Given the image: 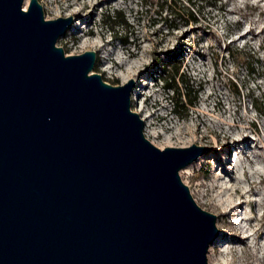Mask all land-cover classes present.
Listing matches in <instances>:
<instances>
[{"label": "water", "instance_id": "95a60500", "mask_svg": "<svg viewBox=\"0 0 264 264\" xmlns=\"http://www.w3.org/2000/svg\"><path fill=\"white\" fill-rule=\"evenodd\" d=\"M25 1L0 0V264H209L217 215L180 175L206 149L153 144L134 80L67 55L74 17Z\"/></svg>", "mask_w": 264, "mask_h": 264}, {"label": "rangeland", "instance_id": "374dc122", "mask_svg": "<svg viewBox=\"0 0 264 264\" xmlns=\"http://www.w3.org/2000/svg\"><path fill=\"white\" fill-rule=\"evenodd\" d=\"M39 1L46 19L74 17L57 42L67 55L94 50L93 72L114 85L134 80L131 108L153 144L206 149L191 163L194 176L184 168L180 175L197 204L217 215L220 234L209 248V264H264V0H216L217 6L197 0L199 23L176 21L178 29L161 18L157 0ZM238 129H245L239 148L246 158L238 155L230 165L225 132ZM224 165L225 180L234 173L231 183L246 191L223 197L241 203L231 214L212 203L217 191L205 198L197 192L207 194L197 185H211Z\"/></svg>", "mask_w": 264, "mask_h": 264}, {"label": "bare ground", "instance_id": "6f19581e", "mask_svg": "<svg viewBox=\"0 0 264 264\" xmlns=\"http://www.w3.org/2000/svg\"><path fill=\"white\" fill-rule=\"evenodd\" d=\"M25 7H27V0L25 1ZM93 45H95V44H93ZM244 132H245V129H238V131L235 134L225 132L226 137L231 139L230 151H231L232 158L230 159V161H228V163L230 165H233L235 163L237 164V162H238L237 156L238 155H243L244 156L243 159L246 158L245 157V155H246L245 149L239 148V144L244 142L247 139V137L244 136L245 135ZM203 138H207V135H204ZM182 148H187V147H182ZM218 160L219 161L221 160V156L219 154H218ZM193 164L188 165V166L184 167V169H183V172L187 173L189 178H192L194 176L192 173ZM218 169H220V167H218ZM243 170H244V174L247 175V177L249 175H251L250 170H247L245 168ZM222 172L224 175L221 174L219 176H216L211 185H205V184H198L197 185V187H199V188H204L205 191L207 192V194H204V192H202L200 190H198L197 192L200 196H203L205 198V196L210 195L211 191H217L218 192V196H217L218 199L212 197L211 198L212 203L221 209H227L228 213L231 214V212H233L237 207H239L241 205V203H238V204L235 203L236 204L235 205V204H232L233 201H230L229 199L226 200L223 197L226 196V198H229V196L231 194H234V193H241L243 195V194H246V191H244L238 185V182L231 183V181H232L231 177L233 179L234 173H231L229 175L230 179L225 180V177L228 176L227 172L225 171V165L222 167ZM256 172H258V171H256ZM250 180H251V178H250ZM250 182L253 183L252 180ZM192 193L195 194V192H192Z\"/></svg>", "mask_w": 264, "mask_h": 264}, {"label": "trees", "instance_id": "16d2710c", "mask_svg": "<svg viewBox=\"0 0 264 264\" xmlns=\"http://www.w3.org/2000/svg\"><path fill=\"white\" fill-rule=\"evenodd\" d=\"M197 0H187L186 4L182 2V0H157L155 6L159 8V12H161V14L165 13V17H161L163 18V20H165L168 24V22L170 24H168L167 26L170 27H175L178 29L176 21H180V22H185V26H188L190 24H197L199 23V18H198V11H196V6H200L198 2L200 3H204L207 1L206 0H199L196 3ZM214 5L217 6L216 0H213ZM213 3L208 2V5H212ZM222 9V6H221ZM115 20H120L121 18V12L117 11L115 12L114 15ZM232 42V41H231ZM240 57V53H238ZM180 71V66L179 65H175L174 66V72H175V76H174V82L176 81V75H178ZM237 88V87H236ZM189 95V94H188ZM191 103L193 102L192 100L190 101ZM178 107L179 104H177ZM185 107V105H183Z\"/></svg>", "mask_w": 264, "mask_h": 264}]
</instances>
